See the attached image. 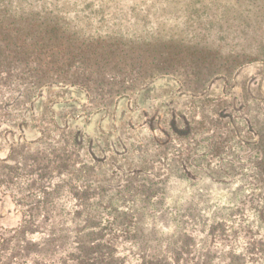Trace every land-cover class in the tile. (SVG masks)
I'll list each match as a JSON object with an SVG mask.
<instances>
[{"label": "rangeland", "instance_id": "1", "mask_svg": "<svg viewBox=\"0 0 264 264\" xmlns=\"http://www.w3.org/2000/svg\"><path fill=\"white\" fill-rule=\"evenodd\" d=\"M169 253L264 264V0H0V264Z\"/></svg>", "mask_w": 264, "mask_h": 264}, {"label": "trees", "instance_id": "2", "mask_svg": "<svg viewBox=\"0 0 264 264\" xmlns=\"http://www.w3.org/2000/svg\"><path fill=\"white\" fill-rule=\"evenodd\" d=\"M223 234V236H219V238H223V239H225V237H227V235L226 234H224V233H222ZM187 239H189V238H187ZM182 240V239H181ZM191 241V240H190ZM223 241V240H222ZM101 241H99V243H100ZM185 241L184 240H182L181 241V245H183V249L185 248H187V245H185V243H184ZM103 243H105L104 241H102V245H103ZM96 246H98V244L96 245ZM254 248H255V245L253 244L252 245ZM94 249V248H93ZM96 250V249H95ZM254 250V249H253ZM101 251L100 250H98V251H94V253L95 254H98V253H100ZM260 253V255H262L263 253L261 252V251H259ZM110 253L112 254V251H110ZM169 254H171L169 257H170V260H171V263H168V264H185V263H187V257H189V255H188V253H186V255H184V256H182L181 254H177L176 253V255H174L173 253H169ZM106 256H108V258L109 259H112V255L110 256L109 254L108 255H106ZM193 258H195V257H193L192 256V259ZM106 259V258H105ZM159 256L158 257H155L152 261H150V260H147V261H145L144 260V257H141V259H140V262H139V264H159ZM196 259V260H195ZM194 260H192L191 261V259H190V263H192V264H207V263H205L204 261L205 260H203L202 261V259H201V257L200 256H196V258H195ZM207 260V259H206ZM200 261V262H199ZM105 264H108V263H105ZM118 264H122V263H118Z\"/></svg>", "mask_w": 264, "mask_h": 264}]
</instances>
